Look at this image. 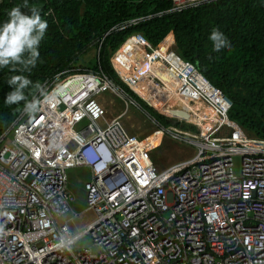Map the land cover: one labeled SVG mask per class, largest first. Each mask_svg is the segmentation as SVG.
<instances>
[{
  "label": "built area",
  "instance_id": "1",
  "mask_svg": "<svg viewBox=\"0 0 264 264\" xmlns=\"http://www.w3.org/2000/svg\"><path fill=\"white\" fill-rule=\"evenodd\" d=\"M171 1L166 12L217 0ZM128 40L132 53L141 50L136 64L154 86L165 71L184 98L204 102L210 128L167 127L145 112L156 129L129 135L121 122L125 112L110 118L97 97L113 92L126 107L140 106L106 74L60 72L46 80L52 99L35 93L40 111L29 114L23 106L0 135V264H264V140L229 121L230 99L172 44L153 47L140 32L123 43ZM112 65L152 107L133 89L138 79L123 78ZM224 126L232 133H220ZM148 132L160 142L168 134L195 155L159 170L150 159L156 147L145 142ZM71 169H89L84 211L95 214L77 233L68 225L82 212L73 208ZM87 234L96 252L79 250Z\"/></svg>",
  "mask_w": 264,
  "mask_h": 264
},
{
  "label": "trees",
  "instance_id": "2",
  "mask_svg": "<svg viewBox=\"0 0 264 264\" xmlns=\"http://www.w3.org/2000/svg\"><path fill=\"white\" fill-rule=\"evenodd\" d=\"M24 2L0 0V25L8 20L14 6H22ZM27 3L28 7H22L21 11L30 15L29 8L37 6L42 18L48 22V29L39 47L37 65L30 73L0 69V135L24 106V102L5 104L7 94L14 90L7 83L11 76L25 75L33 85L35 82L43 85L60 72H102L141 103L160 124L168 127L173 121L158 112L183 118L203 129L210 128L212 115L204 102H190L184 98L177 92L176 79L168 83L171 76L167 77L165 71L159 74L162 83L157 87L145 73L141 79L146 84L140 82L136 88L137 93L158 112L123 83L112 66V56L128 36L140 32L153 47L160 46L173 35L172 49L230 99L229 119L248 136L264 139V0L209 1L180 12H166L172 7L171 0H27ZM158 12L162 13L122 30L113 29L124 20ZM213 29L224 33L231 43L230 48L219 52L214 50L209 38ZM132 48L129 44L123 45L114 61L137 65L141 50L135 48L132 53ZM91 49L96 53L94 65L88 67L83 56ZM119 72L124 76L133 75L124 66ZM25 93L30 100L36 92L30 86ZM189 127L196 130L194 126ZM239 135L243 136V133L239 132Z\"/></svg>",
  "mask_w": 264,
  "mask_h": 264
},
{
  "label": "clouds",
  "instance_id": "3",
  "mask_svg": "<svg viewBox=\"0 0 264 264\" xmlns=\"http://www.w3.org/2000/svg\"><path fill=\"white\" fill-rule=\"evenodd\" d=\"M22 7H28L27 0H25L22 6L21 5L14 6L8 14L9 15L8 20L4 22L2 25H0V69L9 68L10 71L12 72L21 71V72L30 73L31 69L36 67L37 61L40 57L39 47H40L41 41L43 40L47 32L48 22L42 18L41 11L37 6L33 5L29 8L30 15L23 13L21 11ZM171 36L173 37V43H174L175 42L174 36L173 35ZM209 38L213 43L214 50L217 52L221 51L224 48L231 47L230 41L227 39L224 33L218 29H213ZM116 52L112 56L111 62H113ZM7 83L13 86L14 90L7 94L5 104L18 105L21 102H24V110L29 114H34L40 111L42 101L41 99L36 98L35 95L33 96V99L29 101L25 93V89H29L30 86H33L35 89V92L38 93L40 96H42L44 100L52 99L51 95L45 92L44 85H42L40 82H35V84L33 85V81L29 79L28 76L13 75L7 81ZM126 87L130 91H132L127 85ZM132 93L134 92L132 91ZM29 94H32V93L30 92ZM139 99L142 100L141 98ZM153 110L155 111V109ZM160 113L166 116L164 113L162 112ZM168 118L173 121L172 125L176 123L175 124L176 127H177V124L180 123V121H176L174 118H170V117ZM228 118H229V113H228ZM229 121L232 124L238 126L237 124L232 122L230 119ZM183 122L188 124V122H185V121ZM193 126L195 127L196 130L191 131V132H196L197 126L196 125H193ZM227 128H230V130H232L231 127H227ZM242 131L244 132L243 129ZM244 134L246 133L244 132ZM250 138H258V137H250ZM258 139L264 140L263 138H258ZM88 155H89V159L93 158L92 153H89Z\"/></svg>",
  "mask_w": 264,
  "mask_h": 264
},
{
  "label": "rangeland",
  "instance_id": "4",
  "mask_svg": "<svg viewBox=\"0 0 264 264\" xmlns=\"http://www.w3.org/2000/svg\"><path fill=\"white\" fill-rule=\"evenodd\" d=\"M172 36H169L164 44H173ZM167 47V46H165ZM96 51L95 49H91L88 53L83 56V59L86 63H89L87 66L91 67L94 65L93 59ZM86 66V64H85ZM98 101L104 106L106 111L108 112V116L113 118L117 115H120L125 109V102L119 97L113 95V92H106L97 97ZM138 103V101H137ZM141 106V103H138ZM164 105V104H162ZM141 108H143L141 106ZM158 112V111H155ZM160 113V112H158ZM161 114V113H160ZM144 111L137 109L136 107L129 105L128 112L126 115L121 117V122L126 129V132L129 135H137L141 133H145L146 131H151L156 129V127L148 120ZM177 124V127L186 130V131H194L190 126H193L192 123H184ZM188 125V126H187ZM222 134H231L232 130L227 127H223L220 130ZM217 134V135H220ZM152 133H148L145 137H148L145 141L146 143L152 142L155 140L156 136L151 135ZM154 136V137H153ZM160 144L155 146L150 153V159L157 167V169H165L168 166L190 159L195 155V148L190 145L181 143L179 141L174 140L170 135L166 134L164 138H162ZM235 167L234 170L237 172L238 161H234ZM68 177H70L71 189L75 193L76 197H78L79 201L73 204V208L76 211H82L81 214L76 217L73 221L68 222L72 231L77 233L84 229L88 223L95 219V214L92 210H88L85 212L86 203L85 199V191H84V183L88 179H90V171L89 169H71L68 170ZM73 216V214L68 215L67 217ZM62 221V218L59 219ZM79 250H83L85 248L92 249L93 252H96L98 249L93 246L91 236L89 234L84 235L78 243Z\"/></svg>",
  "mask_w": 264,
  "mask_h": 264
},
{
  "label": "bare ground",
  "instance_id": "5",
  "mask_svg": "<svg viewBox=\"0 0 264 264\" xmlns=\"http://www.w3.org/2000/svg\"><path fill=\"white\" fill-rule=\"evenodd\" d=\"M125 44H129V46H132L131 40H128L125 43H123V45H125ZM123 45L118 50H120L121 48H123ZM117 62H115L114 59H113V64H114L115 68L118 71H119V68H121V67L124 66V68H126L128 70V72L133 73L132 76H135L138 79L139 83L140 82H143V84H146V82L141 79L142 74H145L146 73L145 68L138 67L137 65H134V64L123 63L122 61H119L118 62V65H117ZM121 75H122V73H121ZM122 77L123 78H126V77H131V76L127 74L126 76L122 75ZM139 83L133 88L135 91H136V88L140 86ZM159 142H160L159 141V138L156 136L155 140L152 141V142H148V144H150V146L153 148V147L159 145Z\"/></svg>",
  "mask_w": 264,
  "mask_h": 264
},
{
  "label": "crops",
  "instance_id": "6",
  "mask_svg": "<svg viewBox=\"0 0 264 264\" xmlns=\"http://www.w3.org/2000/svg\"><path fill=\"white\" fill-rule=\"evenodd\" d=\"M135 101H136V99H134ZM143 101V100H142ZM140 106V105H139ZM147 106H149V105H147ZM128 109H129V106L128 107H126V105H125V109H124V111L122 112V113H124L125 112V115H126V113L128 112ZM140 109L142 110V111H144V112H146L143 108H141V106H140ZM108 113V112H107ZM121 113V114H122ZM147 113V112H146ZM120 114V115H121ZM109 115V114H108ZM117 116H119V115H117ZM116 117V116H115ZM114 118V117H113ZM149 120V119H148ZM152 153V152H151ZM70 188H71V182H70ZM72 190V189H71ZM75 194V193H74ZM79 199V198H78ZM77 201H79V200H77Z\"/></svg>",
  "mask_w": 264,
  "mask_h": 264
}]
</instances>
